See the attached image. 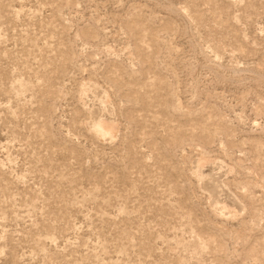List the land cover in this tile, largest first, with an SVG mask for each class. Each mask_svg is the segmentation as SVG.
Segmentation results:
<instances>
[{"label":"rangeland","instance_id":"1","mask_svg":"<svg viewBox=\"0 0 264 264\" xmlns=\"http://www.w3.org/2000/svg\"><path fill=\"white\" fill-rule=\"evenodd\" d=\"M0 264H264V0H0Z\"/></svg>","mask_w":264,"mask_h":264},{"label":"bare ground","instance_id":"2","mask_svg":"<svg viewBox=\"0 0 264 264\" xmlns=\"http://www.w3.org/2000/svg\"><path fill=\"white\" fill-rule=\"evenodd\" d=\"M95 132L99 135V137H103L105 135H113V130L107 124L100 123L95 127Z\"/></svg>","mask_w":264,"mask_h":264}]
</instances>
